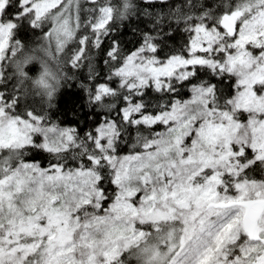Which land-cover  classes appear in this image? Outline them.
Here are the masks:
<instances>
[{
    "label": "snow or ice",
    "instance_id": "6c2138e0",
    "mask_svg": "<svg viewBox=\"0 0 264 264\" xmlns=\"http://www.w3.org/2000/svg\"><path fill=\"white\" fill-rule=\"evenodd\" d=\"M0 264H264V0H0Z\"/></svg>",
    "mask_w": 264,
    "mask_h": 264
},
{
    "label": "trees",
    "instance_id": "16d2710c",
    "mask_svg": "<svg viewBox=\"0 0 264 264\" xmlns=\"http://www.w3.org/2000/svg\"><path fill=\"white\" fill-rule=\"evenodd\" d=\"M114 3L118 2V0H113ZM132 27L134 25H131L129 27H124V26H117V30L115 31V35L120 39L122 47L127 49H131L136 45L138 36L132 31ZM36 35L38 33L34 34L31 31L25 32L21 34V38L25 42H33L36 38ZM108 45L105 44L104 48L107 49ZM100 59L104 58V53L101 52L99 54ZM102 68V65H101ZM31 73L36 72V66H33L30 69ZM103 70L101 71V75H103ZM86 75V70H81L80 72L76 73L77 80L71 81L70 86H66L61 93L60 98L57 100V106H58V115H60L62 118H65L67 122H71L73 117L72 115L68 112V107L70 102H77V107L82 108V94L77 87L78 81L83 78V76Z\"/></svg>",
    "mask_w": 264,
    "mask_h": 264
}]
</instances>
